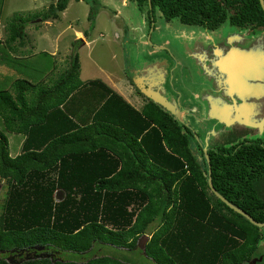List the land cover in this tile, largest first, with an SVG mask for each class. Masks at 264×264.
Here are the masks:
<instances>
[{"label": "trees", "instance_id": "obj_1", "mask_svg": "<svg viewBox=\"0 0 264 264\" xmlns=\"http://www.w3.org/2000/svg\"><path fill=\"white\" fill-rule=\"evenodd\" d=\"M134 1L151 14L156 7L167 20L208 29L226 20L237 26L256 21L264 28L259 0ZM67 3L55 0L35 13L58 17ZM95 11L90 6V26ZM28 17L11 16L5 46L23 36ZM74 50L56 75L0 78V177L8 183L0 264H133L91 252L96 243L138 249L158 264H258L251 260L261 255L264 226L216 196L207 178L209 162L216 190L264 221V137L207 148L208 161L204 153L199 158L189 125L137 87L145 97L140 107L101 78L82 80ZM7 132L23 135L16 154ZM57 188L64 190L58 200ZM143 234L144 250L138 243ZM40 244L54 253L18 263L7 259Z\"/></svg>", "mask_w": 264, "mask_h": 264}, {"label": "rangeland", "instance_id": "obj_2", "mask_svg": "<svg viewBox=\"0 0 264 264\" xmlns=\"http://www.w3.org/2000/svg\"><path fill=\"white\" fill-rule=\"evenodd\" d=\"M54 1L1 2L0 78L4 76L12 80L15 76H22L35 80L36 76L47 71L56 75L69 65L75 49L82 80L101 78L130 103L140 107L145 97L136 90L137 85L133 84V80L137 81L142 76L143 80L146 79L148 84L173 101L180 111L183 108L184 113H180L179 120L192 129V147L199 158H202V153L196 141L207 144L212 137L214 142H220V138H230L232 142L242 139L241 133L230 132V127L223 129L225 124L212 111L213 105H216V111L224 113L225 106L232 104V95L227 96L230 94L229 85L225 86L226 71L220 66L219 59L227 54L229 58L237 55L242 60L237 51L244 54L246 62L251 63L248 64L250 67H246L241 61L233 63L244 79L243 89L247 85L259 90L261 85L260 90L263 91L251 101L258 104L264 100L261 98H264V28L256 21L237 26L226 20L220 26L208 29L198 24L183 23L177 17L167 20L156 7L151 14L145 5L139 6L134 0H68L58 17L42 19L35 13L47 9ZM90 6L96 9L93 27L88 19ZM15 14L29 17L24 21L23 36L11 41L15 45L9 51L4 40L8 36V20ZM89 27L90 32L85 36L84 29ZM77 38L81 41H75ZM231 49L234 51L228 53ZM14 63L19 67L23 63L27 69L17 71ZM53 64L57 65L56 69L49 71ZM251 67L253 70L249 71L248 68ZM252 93L255 94V91ZM231 94L240 102L239 93ZM249 109L250 115L259 119V112ZM230 114L229 107L228 115ZM212 125L217 129L220 126L219 132L209 131ZM248 133L255 132L248 130ZM261 134L264 137V131ZM7 135L10 152L16 154L20 150L23 135L14 132H7ZM7 187V180L0 177V212ZM62 196L61 190L54 192L55 199ZM140 240L143 241L142 238ZM102 253L133 264H158L138 249L106 245L103 246ZM257 253L262 256L260 260L256 259L258 264H264V237ZM64 255L75 256L72 253Z\"/></svg>", "mask_w": 264, "mask_h": 264}, {"label": "water", "instance_id": "obj_3", "mask_svg": "<svg viewBox=\"0 0 264 264\" xmlns=\"http://www.w3.org/2000/svg\"><path fill=\"white\" fill-rule=\"evenodd\" d=\"M259 1H260L262 9L264 11V0H259ZM237 53L239 54V51H237ZM234 57H236V59L238 58L237 55L236 56H232L230 58L227 57V55H226L225 57H222L219 60L220 66L222 68H224L223 66H227V63H228V66L231 65V67H232V68L231 67L228 68V66H227V68L225 69V70H228L227 71L228 72L227 81H228V84H229V87H230V92H238V91H240L241 89L244 88L243 80L240 79L238 76H236L237 70H236V67L233 66V63L236 62V61H242V62H246V61L242 57H241L242 60L239 59V58L236 60ZM231 78L234 79L235 82H232ZM137 79H138L137 81L136 80H133V81L137 85V87L140 89L141 92H143L146 96H148L153 101L159 103L161 106H163L168 111H170V113H172L178 120L180 119L181 111L179 110L178 106L173 101H171L168 97H166V95L161 93L157 88H154V87L151 86V84H148L146 79L143 80L144 77L139 76ZM236 85H238V88L235 87ZM245 86H246V89H249V87H247V85H245ZM260 89L261 88L259 87V90ZM244 103L245 102H242L240 104L236 103V109L237 110H236V113L233 114V116L228 115L229 107H227V109H226V111L224 113H221V112L218 113V111H216V107H215L214 110L212 111V114L215 115L220 121H223V122H225L227 124L237 121V122H239L241 124L249 125L251 127H257V129L261 132V130L264 127V116H262L263 118L261 117L259 119H256V117L251 116L250 115L251 110L249 109V108H251V105L248 108V106L245 107ZM204 154H205L206 160L208 161V154H207L206 147H204ZM209 165L210 164L208 162V174L209 175H208V178H207V182H208V185H209L211 191H213L214 194L216 196H218L221 200H223L228 206H230L235 211L241 213L246 218H248L252 223H254V224L258 225V226H261V227L264 226V221L256 220L251 214H249L243 208H241V207L235 205L234 203H232L229 199H227L224 195H222L219 191L216 190L215 186L212 183ZM146 237L147 236L145 234H143L138 239L139 247H141L142 250H144V247H145L144 246V242H145ZM141 238L143 239L142 242L140 240ZM33 248H34V250H41L40 253H37V256H49L50 255L49 254L50 252L47 251V249L45 248V245H42V244L35 245ZM14 250H16V249L12 248L11 252L14 251ZM43 250H45V251H43ZM4 251H6V250L5 249L0 250V252H4ZM15 252H17V253L18 252L19 253H22V252L28 253L29 251L27 249H25V248H22L20 251H15ZM52 253H54V252H52ZM10 255H12V253ZM10 255H7V257H9ZM30 257H32V256H30ZM255 259L256 258H253L251 260V262L254 263ZM258 259H261V256H258Z\"/></svg>", "mask_w": 264, "mask_h": 264}, {"label": "flooded vegetation", "instance_id": "obj_4", "mask_svg": "<svg viewBox=\"0 0 264 264\" xmlns=\"http://www.w3.org/2000/svg\"><path fill=\"white\" fill-rule=\"evenodd\" d=\"M231 51H234V50L231 49L228 53H231ZM239 54L242 56V58L244 57V54H242V53H239ZM233 56H236V55H233ZM222 57H225V56H220V58H222ZM243 63L245 64L246 67L247 66L250 67V65H248V64H250V62H243ZM227 66H228V63H227ZM227 66H223L224 69H226ZM229 67H231V65L228 66V68ZM245 70H247V69H245ZM248 70L249 71H252L253 68L252 67L251 68H248ZM225 71H226V75H225V78L226 79L225 80H227L228 79V72H227L228 70H225ZM236 76H238L240 79H243L242 76L239 75V72L238 71H237ZM227 82L228 81H226V85L225 86H228L229 85ZM245 88H246V86H245ZM260 88H262L261 85H260ZM228 90L230 92V87H228ZM253 91H255V94L252 93ZM261 91H263V90H255V89H251V87H249V89H241L240 91L235 92V93H239V95H240L239 96L240 102H238L237 99H236V96L234 97V94H231V92H230V94L227 95V96L232 95L233 99H230L232 101V104L226 105L225 108H224V110H226L227 107H230L231 108V114L230 115L233 116V114H235L236 113V110H237L236 109V103L237 104H240L242 102H245L244 103L245 104V107L248 106V108H249V106L251 105V109L252 110H255V112H259V118L261 116H264V100H261L258 104L256 102H252L251 101L252 98L258 97L259 96L258 93L261 92ZM261 98L264 99L263 96H261ZM215 107H216V105L214 106V108ZM202 117L205 119L204 116H202ZM221 123H224L225 125H227V127H225V125L223 124L224 125V128L223 129H226V128L230 127L229 128V129H231L230 132L237 133V134L241 133L242 139L245 138V137H257V136H262L263 137V135L261 133L264 131V127L261 130V133H258L259 130L257 129V127H251L249 125L241 124V123H239L237 121L231 122L229 124H227L225 122H221ZM208 130L211 131V132H216V130H218V132H219L220 126L217 129L215 125H212ZM248 130H251V132L254 131L255 133H248ZM225 136H227V133L225 134ZM212 138H211V141H209L207 144L204 141H197L198 144L200 145V149L202 150V152H201L202 155L204 153V147H206V150H207V148H211V147L215 148L216 146L224 145V144H226V142H229V145H230V144L238 141L237 140V141L232 142V140L230 138H220V142H214V139H212ZM204 156H205V154H204ZM43 251H45V250H43ZM47 251H49L50 253H52V251H50L48 249H47ZM40 252H41V250H32V251H29L28 253H25V252H22V253L14 252V253H12V255L9 254L10 256L7 257V259L10 260L11 262H15V263L17 262L18 263V262L22 261L24 258H29L30 256H37V253H40ZM259 256H261V255H259ZM261 258H262V256H261ZM256 259H258V257H256ZM258 260H260V259H258Z\"/></svg>", "mask_w": 264, "mask_h": 264}, {"label": "crops", "instance_id": "obj_5", "mask_svg": "<svg viewBox=\"0 0 264 264\" xmlns=\"http://www.w3.org/2000/svg\"><path fill=\"white\" fill-rule=\"evenodd\" d=\"M15 45V43L12 45V47L11 46H6L7 47V49L9 50V49H13V46ZM10 51V50H9ZM115 90H117V89H115ZM118 91V90H117ZM119 92V91H118ZM181 112L182 113H184V110L182 109L181 110ZM56 190H61L62 192H63V195H64V190L62 189V188H57ZM55 190V191H56ZM54 191V192H55ZM63 197V196H62ZM61 197V198H62ZM60 198V199H61ZM56 200H58V199H56ZM145 241H146V239H145ZM106 245H109V246H111L112 244H109V243H96V244H94L93 246H92V249H91V252H93V253H99V254H104V253H102V248H103V246H106ZM124 248H126V247H124ZM96 250V251H95ZM95 251V252H94Z\"/></svg>", "mask_w": 264, "mask_h": 264}, {"label": "bare ground", "instance_id": "obj_6", "mask_svg": "<svg viewBox=\"0 0 264 264\" xmlns=\"http://www.w3.org/2000/svg\"><path fill=\"white\" fill-rule=\"evenodd\" d=\"M231 81H232V82H235L234 79H232V78H231ZM235 87L238 88V85H236Z\"/></svg>", "mask_w": 264, "mask_h": 264}]
</instances>
